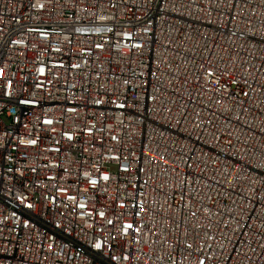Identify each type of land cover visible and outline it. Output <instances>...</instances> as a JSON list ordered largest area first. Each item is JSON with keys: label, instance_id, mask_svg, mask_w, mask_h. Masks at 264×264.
<instances>
[{"label": "built area", "instance_id": "2783aa9c", "mask_svg": "<svg viewBox=\"0 0 264 264\" xmlns=\"http://www.w3.org/2000/svg\"><path fill=\"white\" fill-rule=\"evenodd\" d=\"M0 264H264V0H0Z\"/></svg>", "mask_w": 264, "mask_h": 264}]
</instances>
